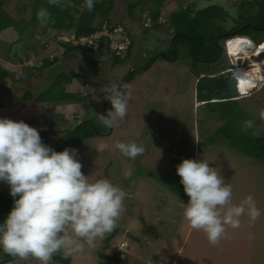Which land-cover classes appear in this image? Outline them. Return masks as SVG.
<instances>
[{
    "label": "rangeland",
    "instance_id": "rangeland-1",
    "mask_svg": "<svg viewBox=\"0 0 264 264\" xmlns=\"http://www.w3.org/2000/svg\"><path fill=\"white\" fill-rule=\"evenodd\" d=\"M33 1L8 0L5 9L17 21H29L31 13L24 7L31 5ZM130 1L134 3L136 0ZM239 2L240 0H183L182 6L185 8L195 5L196 11L217 5L229 14L225 27L231 29L234 25L232 19L238 15L236 6ZM180 6L175 4L167 10L163 9L161 23L168 22L170 14ZM116 10L119 12L116 19L124 17L127 27L132 31L129 33L123 26L115 30L124 29L130 36L133 35L132 43L136 38V46H141L140 50L142 47L154 50H164L168 47L172 36L165 38L164 34L167 33L156 30L145 34V27L151 24L147 22L146 26H142L136 18H131L124 0H116ZM32 31L24 30L22 35L17 29L11 28L0 40V65L14 73L18 79L26 77L28 80L24 84H12V91L18 97L25 89L34 90L36 93L43 92L61 71L80 72L93 78L92 81L89 80L93 83H107L111 77L120 80L128 71V65L115 67L112 57L106 54H75L64 58V49L60 43L73 41V33L59 34L60 32L51 28L45 36H40L36 30L33 31L35 35L31 36L29 33ZM103 33L111 34L107 27H104ZM57 34L59 37L54 38ZM120 34L121 32H115L112 36L118 39ZM257 38L264 44V33L258 34ZM11 41H15L14 44ZM133 48L131 55L134 59L136 50ZM154 53L148 51L139 64L151 67L156 57ZM16 55L18 56L15 59ZM123 56L125 57V54ZM55 57L61 58L56 70L50 72V69H47L37 77L30 75L31 73L25 75V67L41 66L45 59ZM257 58L259 61L263 60L264 54ZM232 61L233 57L231 58L227 49L223 54V62L228 66L227 62L231 65ZM247 63L251 64L250 60ZM188 70L190 68L184 65L182 60L171 62L161 58L150 70L145 71L140 79L134 81L133 77L132 98L128 102L127 115L118 121L111 140L98 135L81 146L67 147L78 150V158L85 175L92 176L93 180L109 179L126 193L124 210L117 228L104 239L98 240L94 250H86L83 254L67 258L70 262L109 264L101 257L105 254L120 255L123 264H264V214L255 222L250 221L247 216L242 217L241 227L235 230L229 228L227 238L215 246L209 243L202 231L190 228L183 219V204L186 205L190 198L184 193L180 195L174 191L177 178L173 170L185 159L209 162L210 167L219 170L225 183H231L234 203H239L251 194L264 213V163L245 156L220 136L214 135L224 126L223 122L209 108L197 102V81L191 78ZM48 76H53L50 83H42ZM83 81V78L75 79L70 87L68 86V90L88 96L85 105H59L56 107L55 116L70 120V126H74V120L79 117L82 121L77 125L90 118L98 130L107 132L100 115H107L106 110L110 103L106 107L105 105L109 99L107 96L104 98V94L94 87L95 85H84ZM239 107L243 119H237V122L243 127L245 121L251 120L254 126L249 130L254 134L263 135L264 120L259 118V113L264 109V89L242 98ZM47 109H21L8 90L0 89V111H3L0 112V118L17 122L37 119L39 127L45 128L43 125L48 123L46 118L49 117L46 115L48 113L45 114ZM29 126L38 129L35 124ZM62 135L48 136V145L54 149ZM117 141H135L145 148V153L135 159L126 158L115 149ZM65 147L62 145L59 149L63 151ZM0 189L9 191V186L0 182ZM116 231L117 235L112 237ZM127 232L142 242L127 238ZM107 239H110L108 244ZM122 244H127V247H122ZM0 264L41 262L29 258L18 259L12 263L4 261L0 256Z\"/></svg>",
    "mask_w": 264,
    "mask_h": 264
},
{
    "label": "clouds",
    "instance_id": "clouds-1",
    "mask_svg": "<svg viewBox=\"0 0 264 264\" xmlns=\"http://www.w3.org/2000/svg\"><path fill=\"white\" fill-rule=\"evenodd\" d=\"M48 2L56 6L62 4V0ZM97 2L85 0L87 10L92 12ZM37 20L46 26L51 13L41 8ZM128 36L129 49L132 37ZM235 38L248 41L249 49L258 48L250 38ZM230 44L225 46L230 47ZM229 53L232 58L233 53L230 50ZM232 68L231 63L227 72L233 77ZM234 79L241 98L264 89L251 91L257 87L254 80ZM107 92L112 109L106 116L100 115V120L105 127L115 128L127 115L132 88L113 82ZM259 118L264 120V109L260 110ZM253 126V121L247 120L243 128L246 131ZM114 147L130 159L145 153V148L135 141H117ZM209 165L206 160L185 159L177 165L176 173L190 198L183 204V219L190 228L202 231L215 246L227 238L229 228L241 227L242 217L255 222L264 213L251 194L234 203L231 183H225L219 170ZM82 168L77 149L57 152L43 143L38 129L23 120L0 118V182L9 186L13 198L12 210L0 222V251L19 260L33 258L41 264H51L57 253L67 259L94 250L98 240L117 228L126 193L109 179L93 180ZM121 246L127 247V244Z\"/></svg>",
    "mask_w": 264,
    "mask_h": 264
},
{
    "label": "trees",
    "instance_id": "trees-1",
    "mask_svg": "<svg viewBox=\"0 0 264 264\" xmlns=\"http://www.w3.org/2000/svg\"><path fill=\"white\" fill-rule=\"evenodd\" d=\"M124 2L127 4L128 15L131 18H136L142 26H146L147 22L151 24V26L145 27V34L156 30L174 37L169 47L165 51H161L163 54L158 55L159 50L154 54L160 59H167L171 62L182 60L183 64L190 68L188 71H190L191 78L197 81V102L209 108L223 122L224 126L220 127L214 135L220 136L233 149L245 156L264 163V134L257 135L249 129L245 131L242 125L237 122V119H243L239 107V101L242 98L236 89V80L231 73L227 72L230 63L227 62V66L223 62L225 45L230 44L227 42L232 41L236 36L252 37L253 41H257L255 42L258 46L257 50L264 52V44L257 40L258 34L264 33V0H240L236 6L238 15L232 19L234 25L230 30L225 27L229 14L217 5H210L195 11V5L184 8L182 6L183 0H136L134 3L130 0H124ZM8 3V0H0V38L4 31L11 28L17 29L22 35L24 30H36L40 36H45L52 28L60 33H73L76 41L91 38L95 34L103 32L104 27H107L109 32H113L119 26L127 28L129 33L132 31L127 27L124 17L116 19L119 16V12L116 10V0H98L92 12L87 10L85 0L62 1L59 6L50 5L48 0H34L31 5L28 4L24 7L31 13L29 21L14 19L5 9ZM175 4L181 6L170 14L168 22L161 23L162 10H167ZM41 8H46L51 13V20L46 26L40 25L37 20V12ZM33 31L29 33L31 36L35 35ZM99 41L98 50L80 43L76 45L73 42H61L60 45L64 49L63 57L66 58L75 54L82 56L106 54L112 57L115 67L124 66L133 61V55H131L133 44L127 50L125 57H120L110 48L109 38L103 36ZM45 48L44 45L43 49ZM230 51L234 54L232 45H230ZM60 62L61 58L59 57L47 58L41 66L25 67V73H27L25 75L31 73L30 75L37 77L44 74L47 69L52 72L56 70V65ZM134 75L135 72L130 75L131 80ZM52 77L48 76L43 79L42 83L47 82L49 84ZM77 78H83L84 85H92L89 80L92 81L93 78L91 79L85 74L61 71L56 75V81L54 79L55 82L53 81L43 92L36 93L34 90L25 89L18 97L12 91V84H24L28 81L27 78L18 79L14 73L0 65V89L8 90L11 97L17 101L19 108H49L46 110L47 116H49L48 128L46 130L39 128L38 130L43 143L47 145L49 143L48 136L63 134L54 148L57 152L62 151L59 149L62 145L66 146L65 148L73 145V140H77L75 143L80 145L89 139H94L98 136L96 130L100 131L90 118L85 120L76 130V127L69 125L68 120L55 116L56 107L61 104L85 105L88 96L67 90L68 86ZM111 109L110 107L109 110ZM24 122L28 125L39 126V121L35 119L24 120ZM176 168L173 170L177 178L174 191L178 194H185ZM12 207L13 198L9 191L0 189V222L4 221ZM117 233L118 231L112 237H115ZM106 242L107 244L110 243V239H107ZM0 256L9 262L18 260L3 253V251H0ZM101 257L103 261H106L105 263H124L120 255L102 254Z\"/></svg>",
    "mask_w": 264,
    "mask_h": 264
},
{
    "label": "built area",
    "instance_id": "built-area-1",
    "mask_svg": "<svg viewBox=\"0 0 264 264\" xmlns=\"http://www.w3.org/2000/svg\"><path fill=\"white\" fill-rule=\"evenodd\" d=\"M103 32L95 34L91 38L81 39L80 41H76L75 37L73 36V42L76 45L80 43L88 47H93L94 50H98L100 47L99 39L103 36H106L110 40V48L113 51H115L118 56H123L124 52L128 49L131 43V39L128 36V34L123 29H119V31L115 30L114 32H109L111 34L103 33ZM115 32L116 33L121 32L118 39L112 36V34ZM242 40L243 39L235 38L230 44V45L240 44L239 49H237L233 54V61H232L233 68L231 69L233 73V77L238 79L239 81L240 80H253L251 72H254L255 79H256L254 81L257 83V87L254 89H251V91L263 89L264 88V59L259 61L256 59L257 57L251 56L254 54L253 50L255 49V47H253L252 49H249L248 48L250 47L249 42L245 40L243 41H245L246 43L241 42ZM84 41L85 42L88 41L89 43L85 44ZM243 47H246L248 51H251L249 55H246L242 52L243 49H245ZM229 50H230V47H229ZM253 58H254V61H252ZM248 60H250L251 64L247 63ZM256 64H260V66H256Z\"/></svg>",
    "mask_w": 264,
    "mask_h": 264
},
{
    "label": "flooded vegetation",
    "instance_id": "flooded-vegetation-1",
    "mask_svg": "<svg viewBox=\"0 0 264 264\" xmlns=\"http://www.w3.org/2000/svg\"><path fill=\"white\" fill-rule=\"evenodd\" d=\"M228 30H230V29H228ZM164 36H165V38H167L168 37V35L167 34H164ZM174 39V37H172V39H170V42L172 41ZM138 41H136V38H134V41H133V47H135V50H136V53H135V55H134V59H133V61L130 63V64H126V65H124V67L125 66H127L128 65V71L124 74V76L119 80V79H117V78H113V77H111V78H109V81L107 82V83H105L104 81H101L100 83L99 82H95V83H93V82H90L94 87H96L99 91H101L103 94H104V98H106L105 96H109L110 95V93L109 92H107V89H108V87H110V85H111V83H113V82H115V83H117V84H119V85H121V86H123V85H131V82L134 80V78H135V80L134 81H137L138 79H140L142 76H143V73L145 72V71H147V70H150L151 69V67H153V65H155L157 62H159V60H160V58H158V56L157 55H155L156 57H155V59H154V61H153V63H152V65H151V67H149V68H147L146 66H142V65H140L139 63H141V61H142V58H145L147 55V52L148 51H151V52H156V51H158V50H154V49H152V48H149V49H146V48H143L142 47V49L140 50V48H141V46L140 47H137L136 46V43H137ZM170 42H169V45H170ZM135 45V46H134ZM169 45H168V47H169ZM134 49V48H133ZM166 49H161V50H159V52L157 53L158 55H161V54H163L161 51H165ZM142 52V53H141ZM139 53V55H137ZM153 60V57H152V59H151V61ZM150 61V62H151ZM133 72H135V75H134V78L131 80L130 79V75L133 73ZM91 81V80H90ZM136 87L134 86V89H135ZM133 89V88H132ZM108 99L110 100V97H108ZM108 103H110V101H108L107 103H106V105H105V107L107 106V104ZM110 107L112 108V105H111V103H110V105H109V107H108V110H106V112H108L109 111V109H110ZM47 113V112H46ZM107 114V113H106ZM74 121H76L75 122V124H74V127H76V130L83 124V122H81L79 125H77V123L78 122H80V121H82V120H80V117L77 119V120H74ZM114 128H108L107 127V132L106 131H104V132H101V131H97L96 130V132H97V134L98 135H100V137H102V138H104V137H106L107 139H109V140H111L112 138H113V134H114ZM75 142H77V140H73V145L72 146H81L82 144H80V145H78V144H76ZM84 144V143H83ZM54 147H56V145L54 146ZM100 149H104V148H100ZM110 150V149H109ZM134 241H137V242H142V240H134ZM51 264H74V263H72V262H70L69 260H67V259H65L61 254H59V253H57L56 254V256H54L53 257V261H52V263Z\"/></svg>",
    "mask_w": 264,
    "mask_h": 264
},
{
    "label": "bare ground",
    "instance_id": "bare-ground-1",
    "mask_svg": "<svg viewBox=\"0 0 264 264\" xmlns=\"http://www.w3.org/2000/svg\"><path fill=\"white\" fill-rule=\"evenodd\" d=\"M237 42H239V41H237ZM241 42H245V41L242 40ZM245 43H246V42H245ZM239 45H240V44L232 45L233 50L235 49L233 52H235L237 49H239ZM243 48H245V49H243L242 52H243L244 54H246V55H249L251 51H248V50L246 49V47H243ZM250 48H251V47H250ZM253 52H254V54L251 55V56H254V57H258V56H260V55L262 54V51H261V53H260V51H258L257 48L254 49ZM251 74H252V79H253V80H256V79H255V73H254V72H251Z\"/></svg>",
    "mask_w": 264,
    "mask_h": 264
},
{
    "label": "crops",
    "instance_id": "crops-1",
    "mask_svg": "<svg viewBox=\"0 0 264 264\" xmlns=\"http://www.w3.org/2000/svg\"><path fill=\"white\" fill-rule=\"evenodd\" d=\"M8 30H9V29H8ZM8 30H6V31H8ZM6 31H4V32L2 33L0 40L3 39V34H4ZM11 42H13V41H11ZM14 42H15V41H14ZM14 42H13V44H14ZM69 87H70V86H69ZM67 90H68V89H67ZM68 91L71 92V90H68ZM5 101L7 102L6 99H5ZM13 102H15V101H13ZM13 102H12V103H13ZM61 105L63 106V104H61ZM65 106H66V105H65ZM56 111H57V110H56ZM60 111H62V110H60ZM0 112H3V111L1 110ZM58 112H59V111H58ZM45 114H46V112H45ZM46 115H48V114H46ZM46 115H45V116H46ZM35 120H37V119H35ZM46 120H48V118H46ZM20 121H21V120H20ZM23 121H24V120H23ZM68 121H69V123H70V120H68ZM71 122H72V120H71ZM47 124H48V123H47ZM47 124L44 123L43 126H44V127L46 126L45 128H40V127L38 126V129L40 128L41 130H46V129L48 128V127H47V126H48ZM70 125H71V124H70ZM3 260H4V259H3ZM4 261H5V260H4ZM12 263H13V262H12Z\"/></svg>",
    "mask_w": 264,
    "mask_h": 264
},
{
    "label": "water",
    "instance_id": "water-1",
    "mask_svg": "<svg viewBox=\"0 0 264 264\" xmlns=\"http://www.w3.org/2000/svg\"><path fill=\"white\" fill-rule=\"evenodd\" d=\"M127 237H129L132 240H139L137 237L133 236L130 232H127ZM52 261H53V258H52Z\"/></svg>",
    "mask_w": 264,
    "mask_h": 264
}]
</instances>
